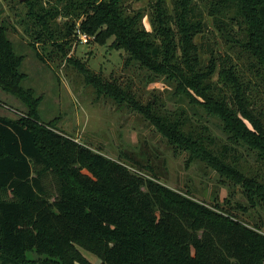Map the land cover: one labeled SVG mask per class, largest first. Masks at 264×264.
Instances as JSON below:
<instances>
[{
    "label": "trees",
    "instance_id": "obj_1",
    "mask_svg": "<svg viewBox=\"0 0 264 264\" xmlns=\"http://www.w3.org/2000/svg\"><path fill=\"white\" fill-rule=\"evenodd\" d=\"M130 1L141 0L20 4L28 7L24 23L35 48L51 43V52L74 63L99 94L129 104L190 161H204L240 185L248 205L237 207L264 209V173L247 172L232 153L246 147L264 171V105L229 55L223 57L214 42L205 47L199 41L208 30L199 0H151L152 29L144 25L142 9L130 10ZM200 1L218 31L233 37V22L238 24L235 42L264 86V0ZM81 33L101 45L113 38L111 46L126 53L125 67L137 64L152 78L174 83L177 95L221 120L232 145H212L207 134L187 131L183 118L159 113L130 85L106 79L70 56ZM36 55L45 62L38 49ZM23 59L9 26L0 22V86L28 108L19 119L0 115V264H264L261 224L251 226L229 207L167 186L136 160L93 149L60 129L56 119L43 121L42 95L23 84ZM83 250L101 261L92 262Z\"/></svg>",
    "mask_w": 264,
    "mask_h": 264
},
{
    "label": "rangeland",
    "instance_id": "obj_2",
    "mask_svg": "<svg viewBox=\"0 0 264 264\" xmlns=\"http://www.w3.org/2000/svg\"><path fill=\"white\" fill-rule=\"evenodd\" d=\"M199 10L208 23V30L199 41L205 47L214 42L223 57L229 55L237 64L243 79L250 86V92L257 103L264 105V86L250 69V57L238 42L239 26L233 22L234 31L228 36L218 31L213 25L212 16L204 11V3L198 1ZM20 3H22L20 1ZM15 0H0V22L9 26V36L15 43L16 51L24 56L21 70L26 74L25 87H32L42 95L40 113L43 121L56 119V125L64 132L74 136L78 141L102 151L111 158L120 156L127 161H138L143 169L156 172L157 177L167 186L189 192L195 198L209 205L218 204L229 207L251 226L262 225L264 232V209L260 206H248L247 210L237 207L238 203L247 204L242 187L222 178L220 174L204 161H190L188 154L179 150L162 135L155 125L141 112L127 103H120L114 97L99 94L96 88L86 82L84 75L76 65L63 56L61 52H51V43L35 44L27 32L24 23L28 7ZM151 0L130 1L133 8L145 13L143 23L152 29L150 21ZM61 4V3H60ZM48 5V4H47ZM232 13V12H231ZM65 16L58 18L64 22ZM34 26V23H29ZM232 39L234 41H232ZM113 38L106 45L89 39L83 43L73 40L69 55L86 63L93 71L106 79L117 80L123 87L130 85L131 92L143 103L152 101L154 108L172 119L183 118L184 128L196 134H207L212 145H222L228 141L222 122L211 116L201 106L192 105L189 100L174 92V83L162 77H151L150 72L137 64L125 67V51L111 46ZM37 49L46 56L45 62L37 55ZM51 53V54H50ZM205 63L207 55L205 54ZM150 79H155L149 83ZM28 108L22 100L0 86V115L12 119L25 116ZM239 164L249 173H264L253 151L244 146H236ZM89 260L98 263L101 259L94 253L83 250Z\"/></svg>",
    "mask_w": 264,
    "mask_h": 264
},
{
    "label": "built area",
    "instance_id": "obj_3",
    "mask_svg": "<svg viewBox=\"0 0 264 264\" xmlns=\"http://www.w3.org/2000/svg\"><path fill=\"white\" fill-rule=\"evenodd\" d=\"M80 40L83 42V43H87L89 41V36L88 34L86 33H81L80 34Z\"/></svg>",
    "mask_w": 264,
    "mask_h": 264
},
{
    "label": "water",
    "instance_id": "obj_4",
    "mask_svg": "<svg viewBox=\"0 0 264 264\" xmlns=\"http://www.w3.org/2000/svg\"><path fill=\"white\" fill-rule=\"evenodd\" d=\"M20 1L24 2V1H26V0H20Z\"/></svg>",
    "mask_w": 264,
    "mask_h": 264
}]
</instances>
